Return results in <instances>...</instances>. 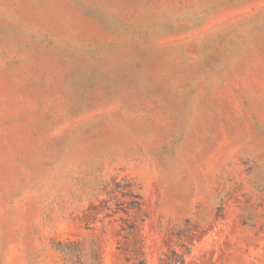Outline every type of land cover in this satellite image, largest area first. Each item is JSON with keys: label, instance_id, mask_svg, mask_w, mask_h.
Listing matches in <instances>:
<instances>
[{"label": "rangeland", "instance_id": "rangeland-1", "mask_svg": "<svg viewBox=\"0 0 264 264\" xmlns=\"http://www.w3.org/2000/svg\"><path fill=\"white\" fill-rule=\"evenodd\" d=\"M62 242L264 264V0H0V264Z\"/></svg>", "mask_w": 264, "mask_h": 264}, {"label": "trees", "instance_id": "trees-1", "mask_svg": "<svg viewBox=\"0 0 264 264\" xmlns=\"http://www.w3.org/2000/svg\"><path fill=\"white\" fill-rule=\"evenodd\" d=\"M130 211H133V205H131V207L126 211V214L129 217L126 219H120L126 226L122 227V231L127 232L128 236H132L137 228V225L134 223V217L132 214H130ZM57 249L67 258V261L70 264H87L84 261L85 255L84 251L81 249V244L62 242L58 243ZM94 264H104V252L102 249H98V251L94 253ZM140 264L147 263L142 261ZM165 264H185V259L184 256H179L176 251H172L171 256L167 257Z\"/></svg>", "mask_w": 264, "mask_h": 264}]
</instances>
